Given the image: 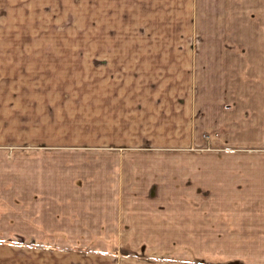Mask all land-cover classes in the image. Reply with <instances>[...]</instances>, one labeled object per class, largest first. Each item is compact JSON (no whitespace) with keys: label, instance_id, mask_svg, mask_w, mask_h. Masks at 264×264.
Here are the masks:
<instances>
[{"label":"crops","instance_id":"1","mask_svg":"<svg viewBox=\"0 0 264 264\" xmlns=\"http://www.w3.org/2000/svg\"><path fill=\"white\" fill-rule=\"evenodd\" d=\"M231 2L190 9L188 38L182 0L127 1L151 18L94 41L104 84L79 121L100 132L82 149H6L39 142L40 88L23 80L55 55L0 39V240H35L0 243V264H199V240L264 239V38H241ZM154 21L167 28L143 37Z\"/></svg>","mask_w":264,"mask_h":264},{"label":"rangeland","instance_id":"2","mask_svg":"<svg viewBox=\"0 0 264 264\" xmlns=\"http://www.w3.org/2000/svg\"><path fill=\"white\" fill-rule=\"evenodd\" d=\"M127 1L0 0V39H38L39 51L50 49L55 55L49 58L41 56L40 52L36 78L23 80L26 86L40 88L39 98L42 100L38 110L33 112V117L40 120L35 136L39 142L13 144L6 149L32 147L40 151H58L96 145L87 140L94 138L91 134L100 132L99 124L79 121L93 118L94 89L104 84H101L100 70L95 68L94 41L101 38L121 41L133 38L134 28L151 18L149 15L133 14ZM145 1L148 7L152 6L155 10L165 1L169 5L172 1L179 4V0H151V4L150 0ZM182 3L184 13L178 15V18L182 17L180 35L190 38L193 35L186 25L187 12L196 6L207 7L210 0H182ZM228 4L238 6V0ZM241 5L246 11L242 19L245 31L241 32V38H264V0H245ZM151 24L152 29L146 30L145 36L142 32L143 37H160L154 36L155 29H159L156 25L160 23ZM160 25L162 33L167 26ZM46 44L54 47H46ZM51 119L70 122H46ZM81 139L86 144L81 145ZM33 241L8 239L0 240V243L14 247L17 243L26 245ZM104 245L111 250L118 247V255L122 254L120 240H109ZM199 252V264H264V239L199 240ZM14 256L19 257L15 253L7 254L6 261L14 264Z\"/></svg>","mask_w":264,"mask_h":264}]
</instances>
